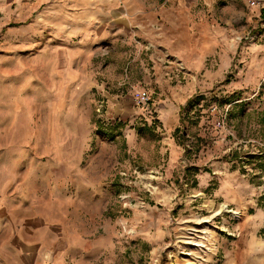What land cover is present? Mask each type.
Masks as SVG:
<instances>
[{"label":"rangeland","instance_id":"374dc122","mask_svg":"<svg viewBox=\"0 0 264 264\" xmlns=\"http://www.w3.org/2000/svg\"><path fill=\"white\" fill-rule=\"evenodd\" d=\"M24 4L0 13V258L22 209L32 264H264V0Z\"/></svg>","mask_w":264,"mask_h":264},{"label":"crops","instance_id":"0c3cea01","mask_svg":"<svg viewBox=\"0 0 264 264\" xmlns=\"http://www.w3.org/2000/svg\"><path fill=\"white\" fill-rule=\"evenodd\" d=\"M24 2L25 0H7L4 1V3H1L0 1V13H4L3 18L5 19L6 22L12 24L16 23L17 20H15L14 17H17L25 13L29 9V8L27 9L25 8ZM5 21L0 22V27L3 25V23H5ZM187 65L190 73H193L194 71H199V69H201L202 67L201 55L189 58V61L187 60ZM66 71L72 76L75 75L74 71L69 68H66ZM8 173H10V171H8L6 174ZM14 174L12 175L10 181H13V183L17 185L22 184V183H17L16 180L18 179V181L20 180L24 181L25 176H21L20 178L16 179ZM3 175L7 176L5 175V173ZM1 180L3 181V177L0 175V183ZM28 195L29 194L27 190H25V188L22 187L15 188L12 191V196L15 198V202L17 204L19 203L25 204L24 202L26 201V198L27 199L29 198ZM4 217L5 220L9 221V227H10L8 232L4 235L6 237L9 236L12 237L11 240H8L7 242L8 244L6 247L7 253L12 254L10 257H8V259L14 258L15 262H10L7 259L4 260L0 258V264H32L31 255L27 252V249L29 247H32L29 238L36 236V234H34L35 232L31 229V226L34 222L37 223L38 221L37 218H33L32 213L22 209H19V211L14 213L13 215L10 216L6 215Z\"/></svg>","mask_w":264,"mask_h":264},{"label":"trees","instance_id":"16d2710c","mask_svg":"<svg viewBox=\"0 0 264 264\" xmlns=\"http://www.w3.org/2000/svg\"><path fill=\"white\" fill-rule=\"evenodd\" d=\"M118 126H119V124H117V123H113V124H109V125H108V127H107V135H109V137H110L111 139L114 138L113 130H114L116 127H118Z\"/></svg>","mask_w":264,"mask_h":264},{"label":"built area","instance_id":"2783aa9c","mask_svg":"<svg viewBox=\"0 0 264 264\" xmlns=\"http://www.w3.org/2000/svg\"><path fill=\"white\" fill-rule=\"evenodd\" d=\"M149 100V97L148 96H140L139 98V102H143V103H146L147 101Z\"/></svg>","mask_w":264,"mask_h":264}]
</instances>
